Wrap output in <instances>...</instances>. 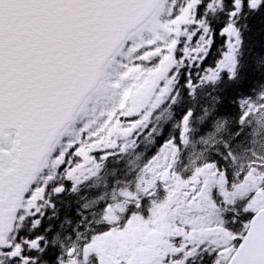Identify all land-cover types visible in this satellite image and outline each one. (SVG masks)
Returning <instances> with one entry per match:
<instances>
[{"label":"snow or ice","instance_id":"snow-or-ice-1","mask_svg":"<svg viewBox=\"0 0 264 264\" xmlns=\"http://www.w3.org/2000/svg\"><path fill=\"white\" fill-rule=\"evenodd\" d=\"M0 264H264V0H0Z\"/></svg>","mask_w":264,"mask_h":264}]
</instances>
